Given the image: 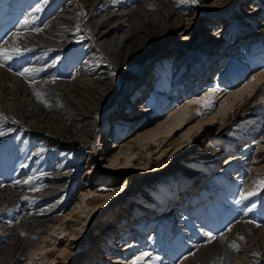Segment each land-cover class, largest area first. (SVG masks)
<instances>
[{
    "label": "bare ground",
    "instance_id": "1",
    "mask_svg": "<svg viewBox=\"0 0 264 264\" xmlns=\"http://www.w3.org/2000/svg\"><path fill=\"white\" fill-rule=\"evenodd\" d=\"M97 1L60 0L61 10L53 24L54 28L50 35L42 39V43L50 47V50L60 52V48L78 43L83 36L90 34L96 38L97 47L86 57H91L90 62L79 68L80 79L71 85L60 83L63 94L57 98V109L30 120L32 107L27 93L17 92L15 96L18 98L10 103H2L0 99V105L10 117L19 114L20 119L26 120L28 125L40 129L39 125L45 126L47 132L61 139L55 141L42 137L47 142L44 146L50 145L53 149H58L62 157L61 164L52 169L54 176L51 177L50 184L39 193L38 201L34 203V207L38 205L35 212L24 213L26 221L21 232L11 236L7 244H0V264H70L78 260L82 255L80 248L83 240L92 239L98 234L96 220L117 204L122 211L114 210L109 215L102 238L92 248V255L86 254L81 264H199L204 259L207 245L216 237L220 240V232L228 229L241 216L236 204L241 192L248 198L250 193L264 189V165H261L264 159V132L258 134L253 140L257 141L252 144L240 143V152L234 155L227 153L225 164L218 171L231 173L232 179L224 178L219 181L216 177H210L209 181L205 179V186L191 183L188 186L189 192H184L182 200L175 193L173 204L166 210H159L165 207L160 196L167 191L175 192L173 186L170 187L165 182L171 179L176 167L193 176L195 172L190 166L194 165V157H219L220 150L212 148L214 137L212 134L205 135L206 126L211 125L221 133L232 123L244 104L255 99L264 85V27L257 32L263 36L258 40L259 46L253 44L256 47L255 54L248 55V51H245L247 47L237 46L228 55L234 61H227L222 65L210 77V81L207 82L210 71L222 60L220 51L216 60L209 62L211 64L208 67L207 64H201L202 67L196 68V71L183 70L181 79L187 74H194L195 80H200L199 86L197 84L191 91L187 88L179 90L170 79L180 57H171V50L160 55L157 59L163 68L155 75L149 91L145 92L147 96L150 92L161 90L164 94L169 92L170 98L164 95L160 101L158 98L152 99L150 106L140 104L139 110L132 112L126 120L122 118L126 113H122L120 118L115 119L117 126L111 137L113 147L118 148L112 149L111 146L106 154L97 153L93 157H86L84 154L80 161L81 150L89 141L94 143L91 138L106 110L122 94L123 89L132 83L138 68L155 52L174 47L176 37L187 39L189 29L193 33L199 31L203 20L202 15L195 14L193 21L186 25L183 20L172 19L171 23L163 24L157 35L151 36L143 32L141 25L131 27L121 34L119 32L124 23L121 19L125 11L115 14L103 12L96 17L94 6ZM227 1L229 0H223L224 5L229 3ZM84 9L86 17L83 15ZM21 14L34 22L33 13L28 9ZM176 31L178 32L174 34ZM19 41V34L13 36L7 42V48L19 47ZM260 50L262 52H258ZM258 53H262L261 56ZM238 62L241 63V69L237 67ZM17 65L22 66L23 60H19ZM226 68L228 69L224 71ZM29 72L30 79L46 86L40 80H47L50 73L46 76L42 71H38L39 74L31 70ZM16 81L21 82L20 76L16 77ZM151 108L155 111L154 116L149 122L141 123L145 113H149ZM133 119L135 123L130 122ZM261 120L246 134L260 130L263 123ZM136 125L140 128L137 135L126 142L115 144L116 135L124 134L126 128ZM83 161L87 165L84 171L87 178L78 181L73 191L74 199L71 197L67 207L60 201L64 199L68 186H71L69 177L78 172ZM103 167L111 171L106 173L107 176L99 173L100 180L104 179L103 183L94 182L95 170ZM236 167L239 169L233 172ZM119 169H126L125 174L114 172ZM112 177H117V180L113 181ZM25 179L27 180V176L18 181L15 177L11 178V182L17 183V189L11 187L0 191V208L10 205L14 194L24 204L27 203L28 190L35 189V185L25 184ZM40 183L37 180L36 185ZM208 184H216L218 187L211 196L203 190ZM151 187L157 190L151 191ZM132 196L136 202L139 200L135 196H139L140 200L144 196L148 200L146 204L139 201V206L147 207L149 211L146 213L154 212V216H149L152 219L148 220L146 217L136 220L133 217L134 205L128 202ZM43 199L48 201L45 202L46 205L40 204ZM246 217L256 222L253 221L252 227H248L250 240L243 249H237L227 240L223 264H264V223L253 213ZM125 218H128L127 228ZM150 223H153L152 227L155 229L153 234L146 229ZM0 224V239L8 237L11 230L3 228L6 224L1 219ZM253 227L261 229L260 237L252 236ZM255 238H259V242L253 247L255 243L252 240ZM211 260L212 255L208 262ZM208 262L206 264H210Z\"/></svg>",
    "mask_w": 264,
    "mask_h": 264
},
{
    "label": "rangeland",
    "instance_id": "2",
    "mask_svg": "<svg viewBox=\"0 0 264 264\" xmlns=\"http://www.w3.org/2000/svg\"><path fill=\"white\" fill-rule=\"evenodd\" d=\"M227 2H229L227 5H224L223 0H98L96 2L94 6L96 17L103 12L115 14L121 10L125 11V15L121 19L124 21L119 32L121 34L131 27L135 28L141 25L143 32L151 36L157 35L163 24L171 23L172 19L183 20L186 25L193 21L195 14L202 15L203 20L200 23L199 31L193 33L189 29V37L187 39H178L176 37L175 40L177 41H175L174 47L155 52L143 66L138 68L137 75L132 83H129L127 88L123 89L122 94L106 110L98 129L95 130L94 136L91 138L94 143L89 141L81 150L80 161H82V155L84 154L86 157L87 155L93 157L97 153L106 154V151L113 147L111 137L114 128L117 126L115 119L120 118L122 113H126V117L122 116L126 120L131 116L132 112L139 110L140 104L150 106L152 99L158 98L160 101L162 96H168L169 92L164 94L161 90L150 92L146 96V92L149 91V87L154 82L155 75L157 76L159 70L163 68L157 58L166 54L167 50H171L169 54L171 57L172 55L180 57L177 67L170 74V79L174 81V85L179 90L187 88L190 91L197 86L200 80L196 81L194 74H187L181 79L183 70L193 72L194 70L196 71V68H200L205 64L208 67L209 62L213 63L216 60L218 51H220L222 53V63H217L215 69L213 68L214 70L210 71V76L207 77L208 82L210 77L215 74V71H219L222 65L224 66L227 61H234L228 55L229 51H234L237 46L247 47L245 51H248V55L251 54L253 56L255 54V46H259L258 40L263 36L257 32L264 27V0H229ZM25 9L33 13V23L30 22L28 16L21 14ZM60 10V0H0V99L2 103H10L18 98V96H15L17 92L27 93L31 98L32 112L30 120L57 109L56 105L59 102L57 98L63 94L62 88L59 87L60 83L65 82L71 85L77 82L81 73L79 68L90 62L91 57H86L94 52V48L97 47L96 38L90 34L81 37V40L74 45L60 48V52L50 50V47L42 43V39L51 34L54 28L53 24L57 21ZM85 11L86 9H84V16L86 14ZM177 32H174V34ZM17 34L20 35L19 47L15 49L7 48L9 40ZM253 44H255L254 47ZM261 54L258 53L259 56ZM19 60H23V65L20 67L17 65ZM166 63H168V60H166ZM237 67L241 69L240 62H238ZM30 70L37 74L42 71L46 73V76L50 73L47 80H40L46 85L45 87L30 79ZM203 71L205 69L202 70V73ZM208 72L205 73L206 76ZM17 76L21 78L20 83L16 81ZM244 105L239 114L234 116L232 123L230 122L221 133L217 132L211 125L206 126L207 132H205V135L212 134L214 137L212 148L213 150H220L219 157L211 159L207 158L208 156L206 159H201V156L194 157V165L190 166L195 172L193 176L182 171L179 167L173 169L171 179L165 183L170 187L173 186L175 192L167 191L166 194L160 196V201L165 203V207L159 208V210H166L171 207L175 193L182 200L184 192H189L188 186L191 183H197L196 186H205L203 184L205 179L209 181L211 180L210 177H216L219 181L224 178L232 179L231 173L226 174V172L218 171V169L224 166L228 154L234 155L241 151L239 148L241 147L240 143L244 144L247 142L252 144L257 141H253L254 138L264 132V85L258 91L255 99L248 100ZM153 110L151 108L149 113H145L141 123L149 122L148 120L154 116L155 111L153 112ZM18 115L10 117L6 109L0 105V191H5L11 187L15 189L17 183L11 182V178L15 177V180L18 181L25 176H27V180L22 181H25V184L33 183L35 189L28 190L27 205L23 203V200L18 195L14 194L11 204L0 208V219L6 224L3 228L11 230V234L7 235L8 237L5 236L0 239L1 245L7 244L11 236L13 237L16 233L21 232L26 221L24 213L35 212V208L38 205L34 207V203H37L39 193L50 184L49 181L54 176L52 169L61 164L62 158L58 149H53L50 145L44 146L47 142L42 137L45 136L47 139L51 138L55 141H60L61 139L47 132L45 126L39 125L42 128L40 129L28 125V122L20 119L21 116L19 117ZM259 120L263 122L260 125L261 129L258 131L253 130L251 134H246ZM130 122L135 123L134 119ZM121 125L123 126L122 123ZM139 129L137 125L126 128L124 134L116 135L115 144L130 140L137 135ZM100 131H103L101 135H99ZM117 148L115 146L112 149ZM88 151L90 154H88ZM84 162H82V167L78 172L69 177L72 187L68 186L64 199L60 201L67 207L71 202V197L74 199L73 191L78 181L80 182L83 178H87L84 174L87 165L83 164ZM261 165H264V159L261 161ZM237 169L239 167H236L233 172ZM110 171V169L104 167L95 170L93 181L103 183L104 179L100 180L99 173L102 172L104 176H107ZM125 171L126 169H119L114 172L125 174ZM112 179L116 181L117 177H112ZM37 180L41 181L39 185H36ZM155 186L160 188V185L156 184ZM157 188L155 189L157 190ZM217 188L216 184H208L207 188L203 190L205 194L211 196ZM153 189L151 187V191ZM133 197H130L128 202L134 205L133 217L136 220L149 218V216L154 214V212L153 214L146 213L149 209L147 207L142 208V205L139 206L141 203L139 201L141 200L142 202L144 201L143 203H147L148 200L143 198L144 196L141 200L139 196H135L138 197V202ZM239 197L236 200V204L241 216L228 229L220 232V240L218 239L219 237H216L212 240V244L207 245L204 251V259L199 264H206L211 255L212 260L208 263L223 264V254L227 240H230L237 249L245 247L250 240L248 227H252V223L255 222L253 219L246 217V215L253 213L264 223V189L250 193L247 196L248 198H245L243 192H241ZM45 202L48 201L43 199L40 204L46 205ZM62 203H59V205H62ZM228 207L233 209L231 204H228ZM114 210L122 211L120 205L117 204L102 218L96 220V226L98 227L96 231L98 234L92 239L86 238L83 240L80 248L81 257L70 262V264H81L86 254L92 255L90 252L97 245L98 239L100 240V237L103 236L105 222ZM150 219L152 218L148 220ZM124 222L127 228L128 218H125ZM152 225L153 223H150L146 227L147 232H150V234L155 231ZM260 230V228L253 227L252 236L258 235L260 237ZM258 242L259 238L252 240V243H255L253 247H256L255 245ZM111 243H114V241ZM247 246L250 247L249 244Z\"/></svg>",
    "mask_w": 264,
    "mask_h": 264
}]
</instances>
